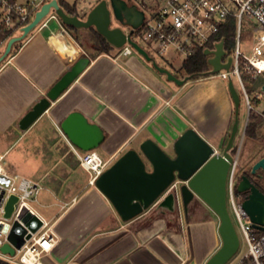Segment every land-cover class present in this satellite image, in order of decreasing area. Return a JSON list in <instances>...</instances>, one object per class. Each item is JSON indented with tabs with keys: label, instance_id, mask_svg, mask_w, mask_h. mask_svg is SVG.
<instances>
[{
	"label": "crops",
	"instance_id": "0c3cea01",
	"mask_svg": "<svg viewBox=\"0 0 264 264\" xmlns=\"http://www.w3.org/2000/svg\"><path fill=\"white\" fill-rule=\"evenodd\" d=\"M73 6L84 17L94 4L85 10ZM14 34L0 38V55ZM85 54L91 61L83 73L22 129L24 115ZM142 58L119 49L86 50L69 30L50 20L14 43L0 62V153L10 173L43 186L34 207L54 222L59 237L45 264H206L222 245L220 219L201 201L188 212L182 207L173 212L157 202L122 220L108 197L90 185L71 144L87 150L60 127L74 111L97 124L104 138L89 150L97 151L108 167L129 149L140 151L147 139L174 157L176 140L189 128L221 153L235 119L229 80L184 75L178 84Z\"/></svg>",
	"mask_w": 264,
	"mask_h": 264
},
{
	"label": "water",
	"instance_id": "95a60500",
	"mask_svg": "<svg viewBox=\"0 0 264 264\" xmlns=\"http://www.w3.org/2000/svg\"><path fill=\"white\" fill-rule=\"evenodd\" d=\"M52 8L65 25L76 28L93 27L117 49L129 42L147 60H152L154 66L167 74L169 79L178 84L184 82L168 68L160 66L146 49L132 39L134 30L144 21L145 12L136 3L130 4L127 0H100L85 18L78 14H69L58 0H52L36 12L34 19L22 29V34L9 39L4 53L0 55V62L10 53L13 44L23 40ZM113 19L129 26V33L120 25L112 26ZM205 53L208 54L210 51L206 50ZM214 54V57L209 58L213 72L230 67L231 58L227 63L221 61L225 54L223 42L217 45ZM90 61L89 55L81 56L24 115L20 120V127L27 129L34 123L51 106L52 101L57 100L83 73ZM228 87L235 104V121L221 153L194 128H189L176 140L174 157L154 140L147 139L141 143L140 151L137 149L126 151L105 169L96 181L98 189L108 197L124 221L135 218L157 202H160L159 207H165L173 212L180 210L181 207L188 212L189 208L199 201L210 207L220 219L218 231L222 245L206 264H226L240 247V237L227 204V180L235 161L232 150L239 130L241 96L232 79L229 80ZM259 88L264 93V79ZM60 127L74 144L84 150L95 148L104 138L103 130L79 111L71 112L61 122ZM148 163L152 166L151 170L148 169ZM260 169L264 171V155L253 164L251 173L256 174ZM237 190L240 193H248L242 206L250 215L254 226L264 230V192L246 174L241 175ZM17 200L16 195H10L5 207L6 217L11 216ZM41 224V220L37 219L36 226L30 224L28 226L31 231H36ZM30 236L25 227L15 222L8 235V242L2 246V251L14 255L16 249H19Z\"/></svg>",
	"mask_w": 264,
	"mask_h": 264
},
{
	"label": "built area",
	"instance_id": "2783aa9c",
	"mask_svg": "<svg viewBox=\"0 0 264 264\" xmlns=\"http://www.w3.org/2000/svg\"><path fill=\"white\" fill-rule=\"evenodd\" d=\"M50 1L52 0H0V29L9 32L10 35L17 30L22 32V29L33 20L36 12ZM136 4L144 10L145 18L141 26L134 30L132 39L136 40L134 35L143 37L149 47L169 63H173L175 58H182L184 63L198 51L205 53L206 50L210 51L208 54L205 53L207 58L208 56L212 58L215 56L217 45L223 42L225 54L221 61L227 63L231 58L230 67L213 72V66L208 58V65L212 69H208L205 76L225 80H233V76H236L248 113L254 108L243 75L256 77L264 74V58L262 57L264 39L254 46L253 54L248 56L240 49V38L245 20H249L256 29L264 30V0H140V3L136 1ZM50 20L63 25L53 8L39 25L46 26ZM230 20L235 23V42L232 48L233 54L228 59H224L227 50L221 29ZM129 31L130 29L126 30L127 33ZM118 49L120 54L128 55L133 52L134 47L127 42ZM260 97L261 94L257 92L255 99L258 100ZM247 122L248 117L246 124ZM71 147L89 173L90 185L96 186L97 178L108 168L107 161L95 150L80 152L73 144ZM237 180L235 156L228 174L227 199L232 205L248 245L247 251L235 264H264V230L254 226L250 215L243 208L242 203L245 197L244 193L237 190ZM42 189L40 182L10 173L5 167V155L0 153V258L13 264H45L44 257L59 242L54 222L44 219L33 206ZM12 194L16 195L18 200L11 216L6 217L5 207ZM37 219H40L42 224L36 231H31L28 224L36 226ZM15 222L25 227L31 236L26 238L19 249H16L14 255H11L4 253L2 246L8 242V235Z\"/></svg>",
	"mask_w": 264,
	"mask_h": 264
},
{
	"label": "rangeland",
	"instance_id": "374dc122",
	"mask_svg": "<svg viewBox=\"0 0 264 264\" xmlns=\"http://www.w3.org/2000/svg\"><path fill=\"white\" fill-rule=\"evenodd\" d=\"M65 1L71 5L76 4L78 8L85 10L88 7L92 6L93 4L94 5L97 4L100 0H65ZM137 2L140 3V0H137ZM118 25H120L125 31L130 29L129 26L122 25L120 24V22L113 19L112 26H118ZM90 31L91 30L83 29V30H80L78 34H79L80 43L82 44V46L86 50L94 51L92 47L94 40L92 39V36H90L89 34ZM21 33H22L21 30H17L14 35H19ZM134 38L137 40V42H139V44H141L143 47H145L149 51L150 55L155 61L166 66L178 78H181L185 75L183 71V67H182L183 66L182 58H175L173 63H169L162 56H160L156 51L151 49L147 41L143 37L134 35ZM263 39H264V30L256 29L254 26L250 24L249 20H245L243 22L241 38H240V49L242 53L248 56L252 55L254 46L258 44L259 42H261ZM133 52L142 58V55H140L135 49H133ZM232 54H233V49H230V50L227 49L224 59H228ZM262 57L264 58V54ZM208 67H209V70L212 69L211 66H208ZM208 78H212V77H208ZM260 79L261 81L264 79V74L259 75L257 77H253L251 75H243V80L247 86V90L251 97L253 106H256V108L262 111V109H264V98L260 100L255 99V94L258 92L259 83L261 82ZM216 80L217 79H212V81H216ZM233 82L241 95V104L239 108V130H238V133L233 143V147L234 148L236 147V150L234 151V156H236L237 158V179H238L237 182H239L238 177H240L242 172L250 169L251 166H253V164L261 156L264 155V122L261 128L258 130L259 135L256 138H250L248 136L243 135V128L247 120L248 109H247V105L245 102L243 92L241 90L240 84L236 76H233ZM253 111L255 112V110ZM233 124L231 127V131L233 128ZM231 131H230V134H231ZM19 176H23V175H19ZM227 204H228V209H229L232 221L240 237V248L237 251V253L226 264H235L237 260L239 259V257L242 256L247 251L248 245L241 232L240 226L238 224V221L236 219V216L234 214V211H233V208H232V205L229 199H227ZM33 206H35V202L33 203Z\"/></svg>",
	"mask_w": 264,
	"mask_h": 264
},
{
	"label": "trees",
	"instance_id": "16d2710c",
	"mask_svg": "<svg viewBox=\"0 0 264 264\" xmlns=\"http://www.w3.org/2000/svg\"><path fill=\"white\" fill-rule=\"evenodd\" d=\"M129 3L133 4L137 0H127ZM60 5L68 12L69 14H76V9L73 5H70L67 3L65 0H59ZM63 26L70 31V33L74 36V38L80 42L79 34L78 32L82 28H76L74 26L70 25H65L63 23ZM83 29H88L91 30L89 32L90 36H92L93 45L92 47L94 48L96 53H102V52H111L114 49H117L113 47L107 39L101 35L97 30L91 28H83ZM221 34L224 36L225 41V49H232L234 46L235 42V23L233 20H230V22L226 25H223L221 29ZM10 35L9 32L3 31L0 29V38H6ZM208 58L205 55L203 51H198L195 55L192 57L188 58L187 60L184 61L183 63V71L185 75L188 78H199L202 76H205L207 74V71L209 69L208 67ZM261 81V79H260ZM262 82V81H261ZM259 83V85L261 84ZM262 126V118L260 117L259 114L255 112H251L249 117H248V123L245 128V136H248L250 138H256L258 134V130ZM236 150V147L233 149V155L234 151ZM240 179V178H239ZM0 264H13L10 261L0 258Z\"/></svg>",
	"mask_w": 264,
	"mask_h": 264
},
{
	"label": "flooded vegetation",
	"instance_id": "af4514ba",
	"mask_svg": "<svg viewBox=\"0 0 264 264\" xmlns=\"http://www.w3.org/2000/svg\"><path fill=\"white\" fill-rule=\"evenodd\" d=\"M131 4V3H130ZM86 16H84L83 18H85ZM258 92L261 94V97H260V99H263L264 98V93L261 91V90H259L258 89ZM259 99V100H260ZM253 110H255V113H257V114H259L260 115V117L262 118V124H263V122H264V109H262V111H260L258 108H256V106H254V108L248 113V115H247V117H249V115H250V113L251 112H254ZM248 123V122H247ZM247 125V124H246ZM246 128V127H245ZM244 131H245V129H244ZM259 135V132H258V134H257V136ZM233 149H234V147H233ZM232 152H233V150H232ZM251 170H252V166H251V168L250 169H248L247 171H244V172H242V174L241 175H243V174H246V175H248V177L251 179V181L258 187V188H260V190L262 191V192H264V184H263V182H264V171H262L261 169L260 170H258L257 171V173L256 174H252L251 173ZM241 175H240V177H241ZM240 177H238V178H240ZM240 180V179H239ZM248 193H244V197H246V195H247Z\"/></svg>",
	"mask_w": 264,
	"mask_h": 264
}]
</instances>
